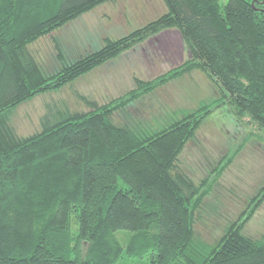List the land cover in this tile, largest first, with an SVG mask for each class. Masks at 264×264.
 <instances>
[{
	"label": "trees",
	"instance_id": "obj_1",
	"mask_svg": "<svg viewBox=\"0 0 264 264\" xmlns=\"http://www.w3.org/2000/svg\"><path fill=\"white\" fill-rule=\"evenodd\" d=\"M111 1L0 0V264H264V236L244 233L264 184L214 242L195 229L212 174L238 150L199 184L178 164L214 106L229 102L264 130V0H164L165 13L87 54L70 59L57 42L60 65L44 72L28 45ZM170 29L190 51L180 65L135 77L132 89L103 104L80 96L90 110L46 115L32 135L11 127L19 104ZM195 69L220 86L218 99L157 127L141 118L140 103Z\"/></svg>",
	"mask_w": 264,
	"mask_h": 264
},
{
	"label": "rangeland",
	"instance_id": "obj_2",
	"mask_svg": "<svg viewBox=\"0 0 264 264\" xmlns=\"http://www.w3.org/2000/svg\"><path fill=\"white\" fill-rule=\"evenodd\" d=\"M167 10L164 0L106 2L52 34L39 37L28 49L44 72L55 73L60 65L56 60L57 42L65 48L67 57L73 59L79 53L99 48L106 38L121 37ZM171 33L174 44L169 45L167 35L147 40L59 90L40 93L19 104L10 114L11 127L18 136L32 135L42 129L46 115L90 110L80 96L103 104L132 89L135 77L152 79L180 65L191 56L190 51L180 41L177 30ZM220 94V86L202 70L195 69L158 88L147 98L148 103H140L139 112L142 119L157 127L169 114L182 116L202 103L218 99ZM133 110L129 109L136 116ZM123 115V112L115 114V121ZM235 150L238 151L231 164L221 174H212L213 188L195 224L198 236L209 243L222 235L228 222L237 218L248 199L264 184V130L248 117L239 119L229 102L222 103L214 106L179 156V167L199 184L224 155ZM244 233L255 238L264 236V201L246 223Z\"/></svg>",
	"mask_w": 264,
	"mask_h": 264
},
{
	"label": "water",
	"instance_id": "obj_3",
	"mask_svg": "<svg viewBox=\"0 0 264 264\" xmlns=\"http://www.w3.org/2000/svg\"><path fill=\"white\" fill-rule=\"evenodd\" d=\"M171 32H173V30H171V29L170 30L163 31L160 34L152 37L151 39L152 40H154V39L159 40V39H161V37H165L167 35L166 37H169V39H168L169 40V45H170V43H173L174 44L175 43V38H172V35H171L172 33ZM177 32H178V35L180 36V41L185 42L182 34L180 33V31L177 30ZM180 44H182V43L180 42Z\"/></svg>",
	"mask_w": 264,
	"mask_h": 264
},
{
	"label": "crops",
	"instance_id": "obj_4",
	"mask_svg": "<svg viewBox=\"0 0 264 264\" xmlns=\"http://www.w3.org/2000/svg\"><path fill=\"white\" fill-rule=\"evenodd\" d=\"M172 30V29H171Z\"/></svg>",
	"mask_w": 264,
	"mask_h": 264
}]
</instances>
